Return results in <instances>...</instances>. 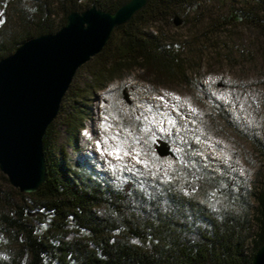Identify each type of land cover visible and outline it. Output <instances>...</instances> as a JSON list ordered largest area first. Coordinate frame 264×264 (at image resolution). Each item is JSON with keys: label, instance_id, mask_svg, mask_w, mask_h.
I'll list each match as a JSON object with an SVG mask.
<instances>
[{"label": "trees", "instance_id": "1", "mask_svg": "<svg viewBox=\"0 0 264 264\" xmlns=\"http://www.w3.org/2000/svg\"><path fill=\"white\" fill-rule=\"evenodd\" d=\"M126 1L0 0V11L10 9L18 22L16 30L3 29L0 24V59L29 38L55 32L72 11L91 5L114 11ZM250 1L249 11L230 10L221 17L222 23L245 20L264 36V2ZM194 6L193 0H148L117 28L123 31L122 44H115L111 35L91 59L96 66L94 81L137 65L158 83L183 80L187 75L184 45L149 26L171 27L179 14L184 23ZM254 6L260 10L255 12ZM73 94L62 123L75 142L88 111L86 92L81 89ZM59 119L50 123L43 136L47 180L37 191H18L0 172L7 186V190L0 188L4 207L0 264L251 263L264 242V172L260 185L252 190L234 179L199 171L188 172L181 188H164L152 196L128 185L113 188L86 160H70L57 143ZM252 140L264 160V142Z\"/></svg>", "mask_w": 264, "mask_h": 264}, {"label": "rangeland", "instance_id": "2", "mask_svg": "<svg viewBox=\"0 0 264 264\" xmlns=\"http://www.w3.org/2000/svg\"><path fill=\"white\" fill-rule=\"evenodd\" d=\"M193 3L184 23L149 26L185 46L183 80L158 83L137 65L96 83L90 60L77 70L62 99L57 143L71 161L86 160L113 188L128 185L152 196L164 188H181L193 171L234 179L248 190L263 179L264 160L252 139L264 142V36L245 20L230 25L221 20L230 10L249 11L252 1ZM0 14L1 28L17 29L10 9ZM112 37L122 44V29ZM81 89L88 114L72 142L62 118ZM158 138L168 142L173 157L156 154ZM0 188L7 190L1 180Z\"/></svg>", "mask_w": 264, "mask_h": 264}, {"label": "water", "instance_id": "3", "mask_svg": "<svg viewBox=\"0 0 264 264\" xmlns=\"http://www.w3.org/2000/svg\"><path fill=\"white\" fill-rule=\"evenodd\" d=\"M147 2L127 0L114 11L95 5L72 11L58 30L27 39L0 59V172L13 188L31 193L46 182L43 136L75 73ZM172 22L182 21L175 15ZM154 148L159 157L174 155L163 139ZM250 264H264V242Z\"/></svg>", "mask_w": 264, "mask_h": 264}]
</instances>
